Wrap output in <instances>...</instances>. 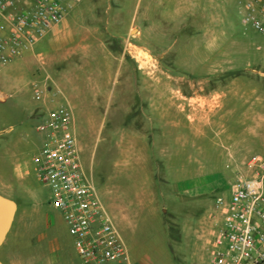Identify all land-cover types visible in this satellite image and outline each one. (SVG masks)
Listing matches in <instances>:
<instances>
[{
	"label": "rangeland",
	"instance_id": "374dc122",
	"mask_svg": "<svg viewBox=\"0 0 264 264\" xmlns=\"http://www.w3.org/2000/svg\"><path fill=\"white\" fill-rule=\"evenodd\" d=\"M89 2L82 4L84 9ZM176 4V0H122L119 28L127 24L133 9L137 24L142 23L145 13H160L163 25L158 26L155 18L148 19L152 22L148 45L164 50L166 59L177 56L182 65L175 66V73H185L193 80L202 78L197 83L203 86H217L201 75L208 70L201 65L206 53L204 45L197 48L193 39L187 42L188 35L176 32L174 22H168L166 15L175 10ZM230 10L235 13L237 28L242 30L239 12L232 6ZM89 21L84 19L82 23L89 25ZM244 30L255 36L250 28ZM185 63L189 64L184 66ZM30 78L19 65L0 62V91L6 94L0 100V178L10 181L7 194L17 203L11 227L0 245V260L4 264H81L60 212L49 201V187L36 175L31 162L40 144L36 130L40 116L32 114L36 100L25 92ZM121 85L122 74L118 71L109 85L112 99L106 104L104 87L95 101L97 112H103L104 125L76 130L82 162L91 174L89 179L125 241L131 264H209L213 240L222 224L215 199L230 197L235 178L230 169L233 146L228 138L233 119H215L204 133L193 135L187 121L183 120L184 126L177 129L171 118H166L160 125L163 153L157 155L154 149L155 157L150 163L131 155L119 163L120 153L109 133L115 121L114 108L120 107L117 95ZM72 110L76 113V109ZM151 187L154 194L149 192ZM155 205L161 206L158 214Z\"/></svg>",
	"mask_w": 264,
	"mask_h": 264
},
{
	"label": "crops",
	"instance_id": "0c3cea01",
	"mask_svg": "<svg viewBox=\"0 0 264 264\" xmlns=\"http://www.w3.org/2000/svg\"><path fill=\"white\" fill-rule=\"evenodd\" d=\"M85 1L73 3L41 39L8 62L31 75L30 87L25 92L36 100L34 116H42L57 104L67 105L79 148V127L99 129L104 125L103 112H97L95 101L104 87L106 104L112 99L109 85L119 71L120 107L114 108L115 121L109 133L112 145L120 153L119 163L127 161L130 155L150 163L155 157L154 149L157 155L163 153L160 125L166 118H171L177 129L184 126L183 120L187 121L193 135L204 133L215 119L232 118L234 124L228 138L233 146L230 169L235 176L246 170V161L252 155L264 153V35L241 22L244 28H237L235 13L230 8L241 17L240 0H176L175 10L166 15L169 23L174 22L176 32L189 36L187 42L193 39L197 48L204 45L206 53L201 65L208 70L201 75L217 86H203L197 83L202 78L193 80L185 73H175V66L182 65L177 56L166 59L164 50L148 45L146 39L152 23L148 19L155 18L158 26L163 25L160 13H145L142 23L137 24L133 9L127 24L120 29L122 0H109L108 4L106 0H89L84 9ZM84 19L90 20L89 25L82 23ZM245 28H250L255 36H249ZM34 81L38 86L44 84L51 96L35 99ZM0 93L6 98V94ZM147 130L152 133L148 135ZM153 135L159 138L154 139ZM79 154L81 159L80 148ZM82 165L91 179L83 162ZM10 189V181L0 178V193L10 197ZM149 192L155 193L152 187ZM158 208L161 206L155 205L156 214Z\"/></svg>",
	"mask_w": 264,
	"mask_h": 264
},
{
	"label": "built area",
	"instance_id": "2783aa9c",
	"mask_svg": "<svg viewBox=\"0 0 264 264\" xmlns=\"http://www.w3.org/2000/svg\"><path fill=\"white\" fill-rule=\"evenodd\" d=\"M78 0H0V62L41 39ZM240 21L264 35V0H240ZM35 99L51 96L34 81ZM2 98H5L3 95ZM41 142L31 157L36 175L50 190L73 238L81 264H131L127 247L84 171L72 113L57 104L36 125ZM222 224L213 240L209 264H264V153L252 155L236 174L230 197L218 196Z\"/></svg>",
	"mask_w": 264,
	"mask_h": 264
},
{
	"label": "water",
	"instance_id": "95a60500",
	"mask_svg": "<svg viewBox=\"0 0 264 264\" xmlns=\"http://www.w3.org/2000/svg\"><path fill=\"white\" fill-rule=\"evenodd\" d=\"M16 210V201L0 193V245L3 243L11 227ZM0 264L4 263L0 260Z\"/></svg>",
	"mask_w": 264,
	"mask_h": 264
}]
</instances>
